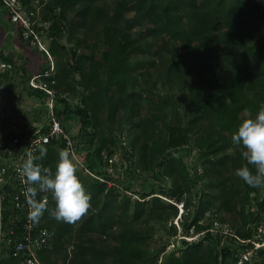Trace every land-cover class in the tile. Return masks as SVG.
Masks as SVG:
<instances>
[{"label": "trees", "instance_id": "trees-1", "mask_svg": "<svg viewBox=\"0 0 264 264\" xmlns=\"http://www.w3.org/2000/svg\"><path fill=\"white\" fill-rule=\"evenodd\" d=\"M99 1L50 0L43 7L51 11L58 6L61 11L60 17L51 21L47 29L51 37L49 51L55 57L59 56V47L64 49L62 44H57L55 35L66 14L70 15L67 18L70 25L72 23L83 33L84 37L77 42L86 43L81 45V52L73 51L75 65L72 67L80 74V84L89 93L88 100L84 97L81 100L83 105L74 107L61 95L46 91V88L57 89L61 79L72 73L67 63L60 64L53 75L47 73L48 68L40 71L38 75L43 87L30 86L28 92L37 97L56 98L64 106L56 111L57 118L61 121L64 114L73 113L84 129L92 126L87 101L95 114L104 91L108 92L109 114L120 107L138 114V120L131 121L129 127V132L134 134L132 145L143 142L142 148L144 145L148 147V157L154 163V176L169 177L172 184H153L150 190L140 192L141 200L133 201L132 218L126 220L130 198L118 204L116 196L108 197L107 191L114 187L107 186L109 175L101 177L103 172L95 170L97 177L86 179L77 169L79 179L90 194V207L75 220L78 222L76 229L73 227L75 221L56 220L50 214L55 208L54 198L50 192L38 191L36 198L44 197L48 202L44 224L51 235L50 246L39 252L42 263L50 264L63 241L75 232L78 241L72 249L71 264H140L146 237L136 229L134 221L146 219L153 205L164 203L161 196L171 199L165 203L176 215V202L182 200L184 206L182 195L191 194L199 183L198 165L208 179L205 186L198 188L193 217L183 224V229L188 233L193 227L204 233L197 240L183 238L180 255L170 256L169 264H220L229 257L236 261L237 256L231 247H218L222 235L213 234L209 224L199 221L215 207L222 211L223 219L237 216L244 228L250 223L251 216L256 218L259 213L264 214V193L260 195L258 187L248 185L236 174L237 169L247 162L241 155L242 146L234 144L231 139L239 120L247 114H255L264 106V45L250 43L251 31L261 21L251 8L264 6V0H115L111 8H104ZM0 5L4 7L2 0ZM126 13H133V16L127 17ZM94 23L103 25L102 45L100 52L90 48L87 53L90 44L86 37L94 29ZM136 26L139 37L133 33ZM0 56L14 64L17 73L25 80L31 76L24 61L17 65L1 50ZM131 59L136 61L135 65L131 64ZM142 60H146L143 63L147 67L161 68L157 74L162 76L165 85L189 90L185 106L188 114L186 131H194L198 152L191 171L178 151L187 136L177 132L175 126L161 117L157 107L158 112L149 107L144 115L140 114L142 98L136 100L135 97L140 98L141 93L127 89L131 79L133 85L137 83L134 71L143 67ZM146 82L149 83L147 79ZM163 130L169 133L164 141L161 140ZM89 133L92 138L97 137L94 130ZM11 136V133L3 135L0 142L6 144ZM61 144L53 140L41 146L47 149V153L34 162L54 170ZM144 153L141 157L146 155ZM38 156L39 149L34 158ZM94 160L93 157L87 161L89 169L94 170ZM248 166L255 171L253 166ZM148 196H151V204L146 208ZM3 202L8 204V197L5 196ZM251 204L255 211L251 210ZM9 211L4 210V219ZM236 233L244 240L251 239L248 228H238ZM105 238L111 240L110 245ZM241 243H245L246 250L253 247L251 241ZM255 251L264 261V245ZM17 262L13 256H0V264Z\"/></svg>", "mask_w": 264, "mask_h": 264}, {"label": "rangeland", "instance_id": "rangeland-1", "mask_svg": "<svg viewBox=\"0 0 264 264\" xmlns=\"http://www.w3.org/2000/svg\"><path fill=\"white\" fill-rule=\"evenodd\" d=\"M33 1L25 5V9L34 7ZM114 2L115 0L99 1L104 8H111ZM48 3H50L49 0ZM2 8V17L10 21L9 13L4 7ZM251 11L255 15L260 16L261 21L258 25L255 24L254 29H252L250 43L264 45V6L255 5L251 8ZM60 15L61 11L58 6H55L51 11L40 9V12L34 18V30L38 38L30 36L28 32L25 35L20 23L13 24L11 21L8 30L13 32L0 33L1 52L13 59L17 65L24 61L27 71L31 75L28 80H25L24 77L20 76V73H17L18 70L14 64L8 63L0 56V126L2 121L16 118L26 120L33 128L40 127L48 124L51 108L54 116L57 117L56 111L64 107L61 102L56 101V98L51 100V97H37L34 94H29L28 91H30L29 88L30 86L32 87V84L37 87H43V82L39 80L38 75L40 71L48 68L47 73L53 75L60 64L65 63L66 65L67 63L72 73L66 79H61V84L57 89H50L52 94L61 95L74 107L80 104L83 105L81 100L84 97L88 100L87 96L89 93L80 84V74L72 67L75 65L73 51L75 50L76 53L81 52V45H84L86 41L82 44L79 41L77 42V39H81L84 36L76 26H73L72 23L70 25L67 20L68 16H70L69 14H66L64 16L66 18L62 19L60 31L56 35L54 34L57 36V44H62L64 49L58 48V57H55L49 51L51 37L47 34V29L50 22L59 18ZM126 16L132 17L133 13H126ZM102 29V24L94 23V29L86 37L90 46L85 52L88 53L90 48L100 52ZM138 30V26L134 27L133 33L136 34L134 35L136 37L140 35ZM6 37L9 39L7 40ZM42 47L47 51H43ZM137 56L139 57L140 53ZM143 61L146 60L141 61L143 67L134 71V77L138 79L137 83L133 85L131 83L133 79H131L127 83V89L129 92L141 93L140 98L135 97L136 100L142 98V103L139 106L140 114L144 115V112L149 107L157 111L155 109L157 107L161 117L165 118L172 126H175L177 132L179 131L187 136V140L178 151L181 153L180 155L186 168L191 171L198 152L195 146L196 136L194 131H186L188 114L185 113V106L189 98V90L187 87L179 90L177 85L172 87L165 85L162 82V76L160 77L157 74L161 68L159 66L147 67ZM130 62L132 65L136 63L134 59H131ZM102 77L104 78L105 74ZM145 78L149 83L146 82ZM46 89L49 90L48 88ZM107 93L104 91L95 114L92 113L91 104L87 101L86 106L89 109L92 126L86 129L82 128L78 117L73 113L64 114L61 121L65 130L75 139L77 144L76 151L79 162H74L77 169L82 172L83 177L86 179H90L89 177L91 176L97 177L95 170L103 172L100 175L101 177L104 174H108L107 186H114L111 191H107L109 193L108 197L116 196L118 204L129 197L130 205L126 220H131L134 210L133 201L140 198V192L150 190L153 184L155 186L157 184L170 186L172 180L169 177L156 178L154 176V163L148 157V147L146 148L144 145L142 148L143 142L139 141L136 145H132L134 134L129 132V127L133 123L131 121L138 120V114H134L129 108L124 107H120L114 113L109 114L108 101L106 99ZM131 114H133V117H130ZM248 115L254 114H247L246 116ZM131 118L132 120H130ZM91 130L96 132L97 137H91V133H89ZM161 135V140L164 141L168 139L169 133L167 130H163ZM144 152H146V155L141 157L145 154ZM93 157L95 158L94 170L87 167V161ZM197 172L201 175V177L198 176L197 178L199 183L196 188H193L191 194L184 193L182 195L184 206H182V200L176 202V215L172 213V208L165 203L171 199L161 196L164 203L153 205L151 208L152 212L146 219L134 221L136 229L146 237L145 245L143 246V262H140V264H169L170 256L180 255L181 250L179 248L182 246L183 238L197 240L203 235L204 231L193 229V227L188 230V233L183 229V224L190 222L193 217L198 188L205 186L208 179L204 174L202 175V168L199 165L197 166ZM258 192L260 195L264 193V185L258 187ZM146 199L149 200L146 208H149L151 196L146 197ZM210 210L213 211L202 216L199 222L201 224H209L213 234L219 233L222 235L218 247H231L235 251L234 256L236 255L237 257L248 251L249 259L244 264H257L260 262L264 264L262 257L258 255L257 251H249L243 247L245 243H241L242 237L236 233L238 228L241 230L248 228L251 230V240L259 242V244L256 243V246L261 245L264 241V214L259 213L256 218H253L254 215L251 216L250 223L244 228L240 225V220L237 216H226L223 219L220 209L215 207ZM251 210L255 211L253 204H251ZM77 226L78 222L75 221L74 229ZM74 233L63 241L58 253H54L52 256L50 264H71L72 249L78 241ZM94 239H99V237ZM105 239L107 245H110L111 240L109 238ZM236 261L229 257L220 264H237ZM17 263L21 264L20 262Z\"/></svg>", "mask_w": 264, "mask_h": 264}, {"label": "built area", "instance_id": "built-area-1", "mask_svg": "<svg viewBox=\"0 0 264 264\" xmlns=\"http://www.w3.org/2000/svg\"><path fill=\"white\" fill-rule=\"evenodd\" d=\"M29 4L33 0H25ZM50 1V0H49ZM4 8L9 13L10 21L20 23L26 32L37 37L34 30L36 14L40 12L48 0H34V7L25 9L27 2L24 0H2ZM43 51H47L42 47ZM32 86H35L32 84ZM46 91L50 94V90ZM48 124L33 128L24 119H6L2 121L0 139L3 135L12 134L6 144L0 142V256H13L21 264H44L39 252L50 246L51 235L44 224V212L39 222H33L28 217L29 205L26 190L30 186L23 174L22 166L25 160L34 158L39 147L56 140L60 141L61 148L69 151L73 162H79L77 144L75 139L65 130L61 121L50 110ZM8 197V204H4V197ZM47 205L44 197L37 198ZM4 210H10L6 219L3 218ZM253 247L247 250H256L258 247L251 239ZM237 264H244L248 259V251L238 255Z\"/></svg>", "mask_w": 264, "mask_h": 264}, {"label": "clouds", "instance_id": "clouds-1", "mask_svg": "<svg viewBox=\"0 0 264 264\" xmlns=\"http://www.w3.org/2000/svg\"><path fill=\"white\" fill-rule=\"evenodd\" d=\"M231 139L234 144L242 146L241 155L247 162L237 169L236 174L250 186L264 185V108L240 119ZM46 153L47 149L40 147L39 156L25 160L22 166L30 185L26 190L28 217L33 222H39L47 205L36 198L37 192L47 191L55 200V208L50 214L58 221L73 222L90 207V194L79 179L77 166L67 149L58 150L54 170L34 162ZM248 165L253 166L255 171Z\"/></svg>", "mask_w": 264, "mask_h": 264}, {"label": "crops", "instance_id": "crops-1", "mask_svg": "<svg viewBox=\"0 0 264 264\" xmlns=\"http://www.w3.org/2000/svg\"><path fill=\"white\" fill-rule=\"evenodd\" d=\"M2 9H3V8H2V6L0 5V33H2V32H3V33H8V32H9V33H12L13 31H11V30L9 31V30H8V26L11 24L10 21H8V20H6V18H3V17H2V14H1V13H2V12H1ZM6 36H7V35H6ZM6 39L8 40L9 38L6 37Z\"/></svg>", "mask_w": 264, "mask_h": 264}]
</instances>
